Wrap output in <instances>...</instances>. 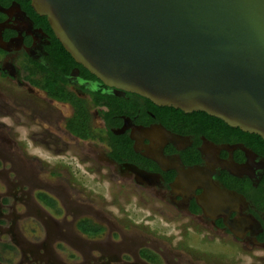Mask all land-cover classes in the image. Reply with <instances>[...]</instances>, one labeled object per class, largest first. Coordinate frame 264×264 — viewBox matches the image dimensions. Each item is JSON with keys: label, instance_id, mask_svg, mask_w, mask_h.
<instances>
[{"label": "flooded vegetation", "instance_id": "obj_1", "mask_svg": "<svg viewBox=\"0 0 264 264\" xmlns=\"http://www.w3.org/2000/svg\"><path fill=\"white\" fill-rule=\"evenodd\" d=\"M58 41L48 19L34 10L31 1L0 0V42L5 47H0V112L8 111L4 115L14 118L16 123L12 128L0 125V164L2 170L10 165L8 172L0 171L5 189L0 193V235L5 231L1 229L2 224L13 216L10 223L15 229L21 218L43 213L41 224L48 236L74 242L76 255L85 260L83 264H212L207 260L210 256L198 253L199 249L192 247L190 241L157 239L131 221L116 220L113 213L105 211L106 207H96V203H90L77 191L60 195L48 184H34L37 176L21 156L26 151L24 146L25 150L21 148L22 144L50 151L60 164L70 157L93 173L97 167L96 175L121 185L125 196L134 190L138 192L140 204L145 203L153 212L170 211L175 218L169 220L179 219L185 221L186 226L208 229L249 253L264 250V210L244 194L249 207L233 212L230 219L235 222L239 218L253 217L260 225L254 221L242 223L240 232L233 229L239 235L246 230L244 237L239 238L225 225L224 217L205 215L197 203L202 189L191 193L180 188L181 193L179 188H173L177 168L206 166L202 153L206 148L213 146L220 150L221 159L239 164H244L247 158L235 147L244 145L253 149L235 137L220 135L217 128L206 131L199 118L183 116L139 95L119 92L99 80L87 78L80 64L73 65L66 59ZM48 85L54 86L53 94L43 87ZM9 87L20 93H12ZM15 111L22 112L25 120L17 117ZM191 119L195 120L193 125ZM23 127L29 131L21 138ZM143 128L155 130L154 135L144 133L150 139L144 137L139 131ZM163 129L178 136V141L166 143L169 140ZM160 152L166 160V169L145 156L148 153L160 156ZM259 157L255 162L259 164L256 166L257 186L264 177V172L260 171L264 157ZM219 171L214 181L236 191L228 187L232 181L225 173L230 174ZM143 194L150 197L151 206ZM40 195L55 200L59 213L40 200ZM19 205L25 212L16 219ZM45 210L52 211L57 218L48 217V221L42 218ZM70 215L72 221L68 219ZM93 227L100 230L87 231ZM41 251V248L22 251V262L47 264V249L45 254Z\"/></svg>", "mask_w": 264, "mask_h": 264}, {"label": "water", "instance_id": "obj_2", "mask_svg": "<svg viewBox=\"0 0 264 264\" xmlns=\"http://www.w3.org/2000/svg\"><path fill=\"white\" fill-rule=\"evenodd\" d=\"M30 1L72 58L105 86L186 114L205 112L264 140V0ZM0 47L5 48L2 42ZM139 131L153 136L155 130ZM213 148L205 149L217 163L211 171L177 168L173 188L202 189L197 203L205 215L224 217L231 232L243 238L246 230L239 235L228 222L249 202L214 177L221 169L257 186V175L246 166L260 157L239 145L235 149L247 161L228 162ZM203 151L207 164L212 158ZM145 156L164 168L163 153ZM260 164L264 172V161ZM243 219L260 225L253 217Z\"/></svg>", "mask_w": 264, "mask_h": 264}, {"label": "rangeland", "instance_id": "obj_3", "mask_svg": "<svg viewBox=\"0 0 264 264\" xmlns=\"http://www.w3.org/2000/svg\"><path fill=\"white\" fill-rule=\"evenodd\" d=\"M9 89L12 90L11 87ZM12 93L18 94L20 92L12 90ZM15 112L17 117L25 120L22 112ZM8 113V111L0 112V125L12 128L16 123L14 118L12 119L4 115ZM24 124L26 125V123ZM4 130L5 132L9 131V129ZM20 131L21 138H24L29 129L23 127ZM23 146L26 148L28 154L26 151H23L25 150ZM21 148H23L22 151L26 154H21L23 160L28 163L37 176L36 181L33 182L34 184H48L60 195H67V193L71 194L77 191V193L85 196V199L90 203H96V207H106L105 211L113 213L116 220L121 221L125 219L131 221L132 225H138L144 233H152L157 239L169 238L175 239V242L182 240L190 241L192 247L197 248V250L199 249L198 253L210 256L207 260H210L212 264H264V250H254L252 253H249L242 246L232 245L230 239L217 237V235H214L208 229L186 226L183 224L185 221L179 219L169 220L170 217L175 218V215L170 211H166L165 213L153 212L145 203L140 204L139 197L137 196L138 192L135 193L134 190H130L129 193L127 192V196H125L121 185L111 179H105L96 175L97 167H95V173H93L82 163L77 164L76 160H70L69 156V160H64V163L60 164L58 157L39 146L21 144ZM33 156L39 159H35ZM9 169L10 165L7 164L4 170L8 172ZM4 170H2L0 164V171ZM9 175L13 178L12 174ZM2 183L0 180V193L5 192ZM143 198L151 206L152 201L150 197L143 194ZM6 200L9 203L12 202V199ZM159 208L162 209V206L159 205ZM24 212L25 209L19 205L17 207L16 219L19 214L21 215ZM41 215L37 213L26 218H21L15 229L10 223L14 216L8 223L2 224L1 229L5 231L0 235V245L2 244L0 246V264H27L22 262L24 259L22 251H36V248H41V252L44 254L46 253L45 249H47V260L48 262L50 261L47 264H83L85 260L81 256L76 255L73 247L74 242L67 243L64 239L48 236L47 230L45 227H42ZM43 217L47 221L48 217L57 218L49 210L46 211ZM68 219L72 221V215ZM14 234L16 238L13 237ZM71 234L73 235L72 232ZM73 237L75 236L73 235ZM3 245L10 246L11 249L5 248Z\"/></svg>", "mask_w": 264, "mask_h": 264}, {"label": "trees", "instance_id": "obj_4", "mask_svg": "<svg viewBox=\"0 0 264 264\" xmlns=\"http://www.w3.org/2000/svg\"><path fill=\"white\" fill-rule=\"evenodd\" d=\"M26 1L30 2V0H26ZM44 18L46 19L47 17H44ZM58 43L66 59L69 62H71L73 65H79L75 62L72 56L65 50V48L60 43V41H58ZM79 66L86 73L87 78L98 81V79L94 75H92L87 69H85L82 65H79ZM43 87L46 88L49 93H52V94L54 93L53 85L52 86L48 85V86H43ZM65 96L66 95H64V99H65ZM170 109L176 113H180L183 116H187V117L194 118V119L199 118L201 124L205 125L204 127L206 128V131H208L209 129H212L213 127L217 128V132L220 135L226 136V137H235L236 139L243 141L248 147L252 148L256 153L264 157V140L259 135L246 133V132H243L239 128L230 127L228 124H226L221 119L209 116L205 112H195L192 114H185L181 110H177L174 108H170ZM194 122L195 120L191 119L192 125L194 124ZM225 174H226L225 176L227 177V179L232 181V185H228L227 182L225 181L228 187L235 189L241 194H244L249 200L253 202L254 205L264 210V177L262 181L260 182V184L257 187H255L253 183L251 182V180L247 178L239 179L231 175H228L227 173ZM39 199L44 201L48 206H50L52 209H54L56 212L59 213V209H57L58 207H57V203L55 200L45 195L44 196L40 195ZM89 230L93 232H97L100 229L93 227L92 229H88L87 231Z\"/></svg>", "mask_w": 264, "mask_h": 264}, {"label": "bare ground", "instance_id": "obj_5", "mask_svg": "<svg viewBox=\"0 0 264 264\" xmlns=\"http://www.w3.org/2000/svg\"><path fill=\"white\" fill-rule=\"evenodd\" d=\"M168 137V136H167ZM171 139V140H170ZM154 140V139H153ZM168 140H170V141H173V142H175L177 139L176 138H169L168 137ZM178 141V140H177ZM161 144V143H160ZM203 152H205V156H207V155H209V158H212V155H210L211 153H210V151H203ZM256 162V160H254V158H251L250 159V162H249V164L246 166L247 167V170L249 169V171H251V174L252 175H256V166H258L259 167V164H256L255 163ZM217 163L215 162V159L214 158H212V159H209V161H208V163L206 164V166H205V168H207V169H209L210 171H211V169L216 165ZM222 166H226L227 167V165H225V164H221ZM178 188H176V190H177ZM180 189V188H179ZM180 192L182 193L183 191H182V189H180ZM215 213H210L209 215L210 216H212V217H215V215H214ZM229 223V225H230V227L232 228V229H235L236 231H238V232H240L241 230H242V223L243 224H246L247 223V220H244L243 219V221H240V220H237V221H230V222H228ZM235 223H237V226H235Z\"/></svg>", "mask_w": 264, "mask_h": 264}]
</instances>
